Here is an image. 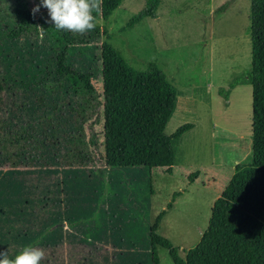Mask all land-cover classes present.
<instances>
[{"label": "rangeland", "instance_id": "374dc122", "mask_svg": "<svg viewBox=\"0 0 264 264\" xmlns=\"http://www.w3.org/2000/svg\"><path fill=\"white\" fill-rule=\"evenodd\" d=\"M147 1L123 0L96 26L128 63L145 68L153 61L177 87L165 134L187 122L192 128L173 145L172 173L105 166L102 110L78 116L79 96L59 87L50 65L51 41L40 36L0 44V120L26 134L21 163L0 152V251L10 258L31 245L45 250L41 264H152L150 228L162 210L155 232L184 257L206 229L235 165L249 159L251 86L244 80L229 86L250 68V0H159L154 17L123 30ZM222 4L226 9L217 12ZM98 46L92 40L70 47L69 63L91 72L101 94ZM219 89L228 91L227 99ZM79 134L82 147L68 143ZM80 149L81 158L71 157ZM155 251L159 264H174L166 248L155 245Z\"/></svg>", "mask_w": 264, "mask_h": 264}, {"label": "trees", "instance_id": "16d2710c", "mask_svg": "<svg viewBox=\"0 0 264 264\" xmlns=\"http://www.w3.org/2000/svg\"><path fill=\"white\" fill-rule=\"evenodd\" d=\"M122 1L103 0L100 11L94 13L96 19L108 20ZM158 2L148 0L145 8L133 14L122 29L145 17H154ZM37 4L40 0H0V44L7 39L40 36L51 41L50 65L59 77V87L68 85L79 96L78 116L102 110L105 166L163 167L172 173L173 145L192 128V123H184L170 135L165 134L179 95L166 73L153 61H148L145 68L132 66L109 42L111 36L105 28L96 26L86 38L57 30L48 12L31 14ZM226 7L222 4L216 11H224ZM249 34L250 68L244 79L233 80L229 88L241 80L251 86V155L247 161L235 165L227 185L212 205L206 229L184 257L179 255L178 247L155 232L165 211L158 213L150 228L152 264H159L155 245L166 248L174 264H264V0H250ZM102 35L106 39L102 40ZM92 40L99 42L101 94L95 91L91 72L75 70L69 63L70 47ZM219 93L228 98L227 90L219 89ZM5 127L0 120V152L17 164L26 147V134L13 133ZM68 143L83 146L80 134L69 137ZM82 156L81 149L71 155L74 159ZM197 173L189 175L191 182ZM175 195L167 208L172 207Z\"/></svg>", "mask_w": 264, "mask_h": 264}, {"label": "clouds", "instance_id": "9594fccd", "mask_svg": "<svg viewBox=\"0 0 264 264\" xmlns=\"http://www.w3.org/2000/svg\"><path fill=\"white\" fill-rule=\"evenodd\" d=\"M103 0H40L32 10L35 16L40 8L47 9L51 22L57 30L71 31L81 36L96 28V15ZM45 250L35 246H25L14 258L8 250L0 251V264H41Z\"/></svg>", "mask_w": 264, "mask_h": 264}]
</instances>
